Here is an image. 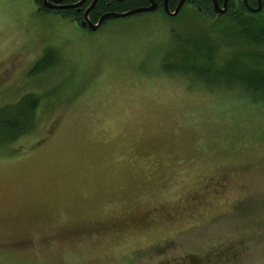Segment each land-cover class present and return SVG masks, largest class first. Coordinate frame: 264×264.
<instances>
[{
	"label": "rangeland",
	"instance_id": "374dc122",
	"mask_svg": "<svg viewBox=\"0 0 264 264\" xmlns=\"http://www.w3.org/2000/svg\"><path fill=\"white\" fill-rule=\"evenodd\" d=\"M224 23L187 3L88 30L0 0V107L39 98L0 144V264H264V98L178 72Z\"/></svg>",
	"mask_w": 264,
	"mask_h": 264
},
{
	"label": "trees",
	"instance_id": "16d2710c",
	"mask_svg": "<svg viewBox=\"0 0 264 264\" xmlns=\"http://www.w3.org/2000/svg\"><path fill=\"white\" fill-rule=\"evenodd\" d=\"M63 1L70 4L78 0ZM154 1L157 3L156 9H161L163 0ZM178 1L168 0L169 9L173 10ZM222 1L217 0L218 3H222ZM247 2L251 3L250 0ZM148 3V0H96L89 10L88 16L91 21L96 22L104 12H122L146 6ZM187 3L194 6L203 16L212 17L215 15L212 0H185L183 5ZM85 5L86 0L78 7L53 10L48 8V13L60 15L79 25L78 12ZM257 14L247 11L244 8L243 0H227V10L221 15L229 16L231 23H224L220 27L222 30L219 33L224 38L221 36L220 41H213L204 31L182 38L181 40L186 44L191 43L192 52L181 49V65L178 72L199 80L206 87L214 85L239 86L253 99L264 98V21H255L253 15ZM211 24L210 27L214 26V22ZM223 25L227 28L223 29ZM225 35L228 36L227 40H225ZM222 42H227L230 46H238L239 50H235L227 61L219 64L214 59L217 46ZM181 46L183 45L181 44ZM38 99L37 95L28 93L14 104L0 107V144L13 141L32 128Z\"/></svg>",
	"mask_w": 264,
	"mask_h": 264
},
{
	"label": "water",
	"instance_id": "95a60500",
	"mask_svg": "<svg viewBox=\"0 0 264 264\" xmlns=\"http://www.w3.org/2000/svg\"><path fill=\"white\" fill-rule=\"evenodd\" d=\"M61 1L62 0H43V5L49 9L69 8V7L71 8V7H78L84 0H78L70 4H61L60 3ZM95 1L96 0H91L90 4L83 11V18L79 21V25L81 27L87 28L88 30H96L101 25V23L107 18H119L140 12H150L155 10L157 7V3L154 0H148L149 3L146 6L131 8L122 12H116V11L104 12L99 16L96 22H93L88 18L87 13L93 7ZM184 1L185 0H179L175 8L173 10H170L168 7V0H163L162 2L163 11L168 15L175 16L178 13L181 6L183 5ZM243 3L252 12H258L261 7L260 0H258L256 7H250L247 3V0H243ZM212 6H213V10L217 14H223L225 13L227 8V0H223L221 5L217 2V0H212Z\"/></svg>",
	"mask_w": 264,
	"mask_h": 264
},
{
	"label": "flooded vegetation",
	"instance_id": "af4514ba",
	"mask_svg": "<svg viewBox=\"0 0 264 264\" xmlns=\"http://www.w3.org/2000/svg\"><path fill=\"white\" fill-rule=\"evenodd\" d=\"M36 1L38 3L39 10L42 11V12H44V13H48V8H46L43 5V0H36ZM250 1H251L252 4L247 2L250 7H256L257 6L258 0H250ZM90 2H91V0H86V5L84 7H82V10L81 11L78 12L79 13L80 20L83 18V11H84V9L90 4ZM60 3L61 4H66L63 0ZM263 3H264V0H260L261 7H260V10L258 12H252V11H250L245 5H244V8L247 11L251 12V13H259L263 9V6H262ZM219 4L221 5L222 3H219ZM49 10H53V9H49ZM226 10H227V8H226ZM87 16H88V13H87ZM88 18H89V16H88Z\"/></svg>",
	"mask_w": 264,
	"mask_h": 264
}]
</instances>
